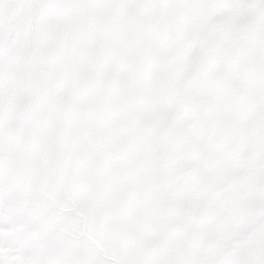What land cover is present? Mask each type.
<instances>
[{
	"label": "snow or ice",
	"instance_id": "1",
	"mask_svg": "<svg viewBox=\"0 0 264 264\" xmlns=\"http://www.w3.org/2000/svg\"><path fill=\"white\" fill-rule=\"evenodd\" d=\"M0 264H264V0H0Z\"/></svg>",
	"mask_w": 264,
	"mask_h": 264
}]
</instances>
